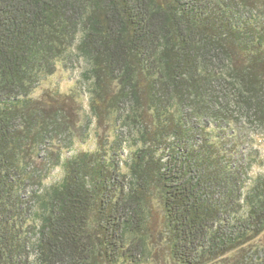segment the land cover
Segmentation results:
<instances>
[{
    "label": "trees",
    "instance_id": "trees-1",
    "mask_svg": "<svg viewBox=\"0 0 264 264\" xmlns=\"http://www.w3.org/2000/svg\"><path fill=\"white\" fill-rule=\"evenodd\" d=\"M241 111L264 0H0V264H264Z\"/></svg>",
    "mask_w": 264,
    "mask_h": 264
},
{
    "label": "rangeland",
    "instance_id": "rangeland-1",
    "mask_svg": "<svg viewBox=\"0 0 264 264\" xmlns=\"http://www.w3.org/2000/svg\"><path fill=\"white\" fill-rule=\"evenodd\" d=\"M65 64V65H64ZM85 63L79 60L76 56L67 58L61 65L54 76L47 78L35 91L34 96H40L48 89H59L60 91H68L80 77V72L84 68ZM88 112V109H87ZM241 119V136L238 152L246 155L253 164L252 174H264V125L259 123L248 122L249 116L246 112H239ZM93 141H89L84 148H92ZM73 151L65 152V156H69ZM61 176L59 169L48 179V183L57 181Z\"/></svg>",
    "mask_w": 264,
    "mask_h": 264
}]
</instances>
